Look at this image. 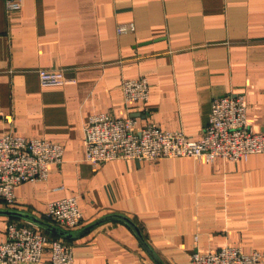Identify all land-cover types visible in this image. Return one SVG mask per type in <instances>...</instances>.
Listing matches in <instances>:
<instances>
[{
  "label": "crops",
  "instance_id": "1",
  "mask_svg": "<svg viewBox=\"0 0 264 264\" xmlns=\"http://www.w3.org/2000/svg\"><path fill=\"white\" fill-rule=\"evenodd\" d=\"M19 1L21 10L7 13L0 0V138L55 142L64 157L48 181L17 186V203L0 201V210L50 223L49 204L76 197L83 222L73 232L125 216L161 264H190L195 252L223 247L264 253V153L214 164L85 160V130L100 113L198 140L213 100L243 93L249 125L264 133V0ZM131 24L133 32L118 33ZM42 69L63 70L65 85L43 88ZM139 77L151 85L149 102L127 104L122 81ZM12 220L32 224L0 215V244ZM61 239L73 246L75 264H159L121 220ZM50 261L47 249L39 264Z\"/></svg>",
  "mask_w": 264,
  "mask_h": 264
},
{
  "label": "built area",
  "instance_id": "2",
  "mask_svg": "<svg viewBox=\"0 0 264 264\" xmlns=\"http://www.w3.org/2000/svg\"><path fill=\"white\" fill-rule=\"evenodd\" d=\"M7 13L21 10L19 0H6ZM119 34L134 31V26L121 25ZM43 88L65 85L63 70L38 73ZM127 104H147L151 85L147 78L125 79L121 84ZM10 122L11 119H8ZM264 153V133H256L248 123L245 94H228L213 100L209 124L198 140L183 131H164L149 123L138 128L131 117L117 118L100 113L90 117L85 130V160L96 167L116 160L153 162L162 158L190 157L214 164L218 159L234 163L247 161L251 155ZM64 148L44 139H27L6 133L0 138V201L6 207L17 203L15 188L28 182H46L50 168L63 163ZM47 219L68 231L78 229L83 215L76 197L61 198L49 204ZM51 264H75L73 246L51 238L33 224H8L7 239L0 244V264H39L46 250ZM264 253H245L241 248L223 247L217 252H195L190 264H262Z\"/></svg>",
  "mask_w": 264,
  "mask_h": 264
},
{
  "label": "water",
  "instance_id": "3",
  "mask_svg": "<svg viewBox=\"0 0 264 264\" xmlns=\"http://www.w3.org/2000/svg\"><path fill=\"white\" fill-rule=\"evenodd\" d=\"M0 215H5L8 217H12V218H19V219H25L28 222H31L33 225L37 226L38 228L44 229L46 230L48 233L55 235L57 237L60 238H65V239H71V238H75L78 237L88 231H91L92 229H94L95 227L110 221V220H121L126 222L127 224H129L133 230L135 231V233L137 234L140 242L142 243V245L145 247V249L148 251V253L155 259V261H157L159 264L160 261L159 259L156 257V255L154 254V252L152 251V249L150 248L149 244L146 242V240L143 238L141 231L139 230V228L128 218H126L125 216L122 215H109L106 216L102 219H99L98 221L92 223L91 225L87 226L86 228L82 229L79 232H73V231H68V230H63L60 229L56 226L51 225L50 223L46 222V221H42L39 220L36 217L27 215V214H23V213H19L16 211H12V210H0Z\"/></svg>",
  "mask_w": 264,
  "mask_h": 264
}]
</instances>
